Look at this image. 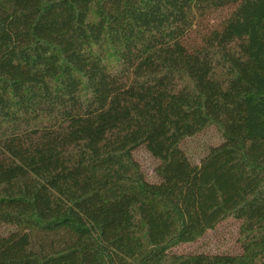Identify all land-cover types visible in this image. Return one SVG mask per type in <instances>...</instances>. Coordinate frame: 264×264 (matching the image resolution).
I'll return each instance as SVG.
<instances>
[{
	"label": "trees",
	"instance_id": "trees-1",
	"mask_svg": "<svg viewBox=\"0 0 264 264\" xmlns=\"http://www.w3.org/2000/svg\"><path fill=\"white\" fill-rule=\"evenodd\" d=\"M0 225V264H264V0H0Z\"/></svg>",
	"mask_w": 264,
	"mask_h": 264
},
{
	"label": "rangeland",
	"instance_id": "rangeland-1",
	"mask_svg": "<svg viewBox=\"0 0 264 264\" xmlns=\"http://www.w3.org/2000/svg\"><path fill=\"white\" fill-rule=\"evenodd\" d=\"M224 140L222 133L214 126H210L204 131L186 138L183 141V148L190 159L199 164L201 159L207 154L211 147L220 144ZM134 157L140 163L146 177L150 181H157L155 172L157 160L145 148L139 147L134 151ZM239 222L229 219L220 224L216 230H208L207 233L198 241L184 243L176 247L180 252H229L240 251L237 243ZM14 228L11 226L0 225V233H7Z\"/></svg>",
	"mask_w": 264,
	"mask_h": 264
}]
</instances>
